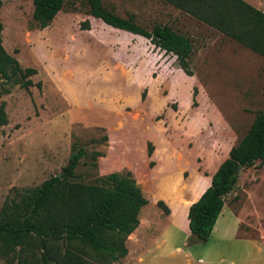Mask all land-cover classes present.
Masks as SVG:
<instances>
[{"label":"rangeland","instance_id":"374dc122","mask_svg":"<svg viewBox=\"0 0 264 264\" xmlns=\"http://www.w3.org/2000/svg\"><path fill=\"white\" fill-rule=\"evenodd\" d=\"M245 1L264 11V0ZM101 3L147 29L166 23L187 35L192 73L147 38L92 17L81 0H65L43 28L31 0H0L3 49L35 69L27 88L0 78V206L58 173L76 140L102 152L95 168L77 166L80 180L128 170L146 199L126 255L111 264H264V160L237 172L207 240L190 236L186 219L264 105V54L156 0Z\"/></svg>","mask_w":264,"mask_h":264},{"label":"trees","instance_id":"16d2710c","mask_svg":"<svg viewBox=\"0 0 264 264\" xmlns=\"http://www.w3.org/2000/svg\"><path fill=\"white\" fill-rule=\"evenodd\" d=\"M65 0H31V18L37 28L49 24ZM88 14L103 23L147 38L164 52L174 55L178 67L191 75L188 56L190 38L166 23L150 29L107 10L101 0H81ZM187 14L242 47L264 54V11L245 0H156ZM81 28H88L84 19ZM1 30V23H0ZM33 67L21 68L5 52L0 38V78L23 88ZM6 92V90H5ZM4 103L0 102V125L6 124ZM151 147H148L150 152ZM102 152L86 149L75 140L60 171L40 184L22 189L0 206V259L4 264H111L127 253L126 237L138 224V213L146 203L128 170L112 171L82 181L75 172L80 163L96 167ZM88 156L89 161L82 159ZM264 160V105L256 111L246 132L230 147L218 164L207 187L187 207L189 235L207 240L219 215L224 196L236 183L235 168H248ZM241 168V169H242ZM165 213L168 207L157 201Z\"/></svg>","mask_w":264,"mask_h":264},{"label":"water","instance_id":"95a60500","mask_svg":"<svg viewBox=\"0 0 264 264\" xmlns=\"http://www.w3.org/2000/svg\"><path fill=\"white\" fill-rule=\"evenodd\" d=\"M241 168H242V165L241 164H237V166L235 168V173H237Z\"/></svg>","mask_w":264,"mask_h":264},{"label":"crops","instance_id":"0c3cea01","mask_svg":"<svg viewBox=\"0 0 264 264\" xmlns=\"http://www.w3.org/2000/svg\"><path fill=\"white\" fill-rule=\"evenodd\" d=\"M187 211V210H186ZM221 212V211H220ZM187 253V252H186ZM186 253H184V254H186Z\"/></svg>","mask_w":264,"mask_h":264}]
</instances>
